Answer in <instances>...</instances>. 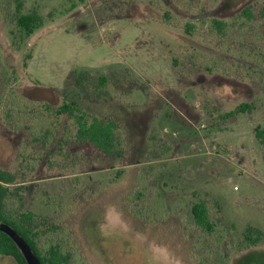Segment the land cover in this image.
Returning <instances> with one entry per match:
<instances>
[{
  "label": "rangeland",
  "instance_id": "obj_1",
  "mask_svg": "<svg viewBox=\"0 0 264 264\" xmlns=\"http://www.w3.org/2000/svg\"><path fill=\"white\" fill-rule=\"evenodd\" d=\"M17 1L0 0V163L41 243L70 264H264V0H20L42 26L19 49ZM70 101L115 122L118 162L76 141Z\"/></svg>",
  "mask_w": 264,
  "mask_h": 264
},
{
  "label": "trees",
  "instance_id": "obj_2",
  "mask_svg": "<svg viewBox=\"0 0 264 264\" xmlns=\"http://www.w3.org/2000/svg\"><path fill=\"white\" fill-rule=\"evenodd\" d=\"M23 3L17 1L15 12L16 31L18 40H13L16 48H21L25 40L31 38L35 32L42 26L40 15L35 11L28 13L22 12ZM243 15L249 19L251 13L249 9L243 10ZM223 28L224 23L213 20L211 27ZM32 54L24 57L23 67H27V60H31ZM252 106L242 103L236 106L232 111L225 114V118H232L238 114L251 112ZM58 115L67 114L74 122L76 128V141L83 147L95 148L104 158L113 164L121 159V152L118 150L120 143L117 142V126L115 122L102 120L94 116H90L79 108L76 101L64 102L56 111ZM255 139L264 148V129L255 128ZM15 183V176L8 171L0 168V222L10 225L30 248L36 253L41 264H70L71 254L60 242L50 243L44 246L40 238L42 232L38 231L34 226L35 215L29 211H24L22 206L19 210H14L9 206L10 200L15 196L10 191V186ZM23 187L20 188L22 190ZM194 201L191 203V215L194 224L202 229L206 234L214 233L216 225L211 220L210 211L206 200L201 198L197 193H193ZM245 240L255 246L263 238L260 231L253 228H247ZM255 234V237H254ZM42 246V247H41ZM0 257H10L15 264H26L20 252L16 248L12 240L0 232Z\"/></svg>",
  "mask_w": 264,
  "mask_h": 264
},
{
  "label": "water",
  "instance_id": "obj_3",
  "mask_svg": "<svg viewBox=\"0 0 264 264\" xmlns=\"http://www.w3.org/2000/svg\"><path fill=\"white\" fill-rule=\"evenodd\" d=\"M0 232L12 240L26 264H41L36 253L10 225L0 222Z\"/></svg>",
  "mask_w": 264,
  "mask_h": 264
},
{
  "label": "crops",
  "instance_id": "obj_4",
  "mask_svg": "<svg viewBox=\"0 0 264 264\" xmlns=\"http://www.w3.org/2000/svg\"><path fill=\"white\" fill-rule=\"evenodd\" d=\"M4 160H2V163H0V168H2V169H4V170H6V171H8L9 173H11V170H9V168L8 167H6V166H4L5 164V162H3ZM12 174V173H11Z\"/></svg>",
  "mask_w": 264,
  "mask_h": 264
}]
</instances>
